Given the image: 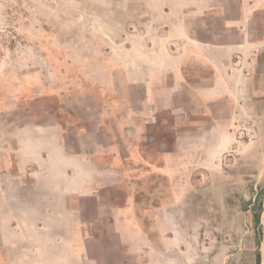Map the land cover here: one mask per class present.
Masks as SVG:
<instances>
[{
	"label": "rangeland",
	"instance_id": "obj_1",
	"mask_svg": "<svg viewBox=\"0 0 264 264\" xmlns=\"http://www.w3.org/2000/svg\"><path fill=\"white\" fill-rule=\"evenodd\" d=\"M215 1L212 10L220 7ZM114 5L124 9L130 1L0 0V264L37 248L36 241L49 234L53 241L72 237L78 248L94 250L99 264H264V42L233 57L227 74L207 85L211 96L201 106L203 98L194 104L193 98L179 97L186 110L173 126L180 145L164 147L169 158L164 154L162 161L151 160L154 147L143 148L149 160L142 154L129 161L121 146L108 156L109 130L118 136L124 122L116 121L113 129L103 114L98 118V107L114 98L85 96L84 141L80 145L67 134V165L53 182L63 191L34 192L42 182L28 175L39 170L22 164L24 138L17 128L42 122L44 108L57 106L58 93L52 91L50 99L45 80L51 79V88L60 78L74 85L76 69L84 81L92 77L87 66L92 51L108 52L101 47L108 34L96 16ZM223 8L236 6L224 3ZM260 18L264 34L263 14ZM212 20L218 29V19ZM116 35V47L123 49L124 36ZM134 89L135 108L145 112L141 87ZM122 90L128 87L118 81L115 93ZM118 98L121 105L130 100ZM7 106L17 109L7 112ZM163 121L171 128L168 114ZM164 139L171 142V134L165 132ZM81 151L83 178L75 170ZM39 159L47 163L51 157L42 153ZM75 186L80 192L64 191ZM37 221L63 225L49 228Z\"/></svg>",
	"mask_w": 264,
	"mask_h": 264
},
{
	"label": "crops",
	"instance_id": "obj_2",
	"mask_svg": "<svg viewBox=\"0 0 264 264\" xmlns=\"http://www.w3.org/2000/svg\"><path fill=\"white\" fill-rule=\"evenodd\" d=\"M128 1L130 5H125L124 9H117L114 5L111 9L99 11L96 16L102 32L108 34L107 42L101 45L107 46L108 52L99 56L100 53L92 51V62L87 63L93 72L92 77L86 75L89 79L85 78L84 81L82 71L76 69L77 80L74 85L69 82L67 84L65 78H60L54 88H51V79L45 80V87L48 83L50 86L48 97L52 99V91L58 93L57 106L44 108L42 122L22 123L17 128L24 138L21 140L20 150L22 164H32L39 170L37 175H28L42 182V186L38 187L29 183L28 187H34V192L63 191L62 187L53 182L63 176L64 164L67 165L63 161L66 154L63 146L67 134L78 140L80 145L84 141L82 132L85 96L93 99L114 98L111 105L110 100H107L104 107H98V118L103 114L101 119L113 129L116 121L124 122L118 127V136L109 130L106 144L109 146L108 156H113L115 147L121 146L129 161L139 160L142 154L149 160L143 148L154 147L157 155L150 157L151 160L162 161L166 154L164 147L180 145L178 130L173 126L175 120L178 122L180 113L186 110L181 107L179 97L193 98L194 104L196 97L203 98L197 104L201 106L206 97L211 96V89L207 85L213 80H221L227 74V66L233 57L251 50L255 47L254 44L264 42V34L259 26L262 24L261 14L264 16V0H217L220 6L217 10L211 8L215 0H125ZM132 1L140 3L131 5ZM224 3L236 8L224 9ZM105 17L107 21L99 22V19ZM213 17L218 19V25L215 24L218 29L215 30ZM251 19H255V27L250 26ZM117 33L124 36L121 38L123 49L116 47ZM100 81L103 82L102 88ZM118 81L127 86L128 90L119 91L117 95L115 91ZM136 86L141 87L142 105L145 104L146 107L142 113L135 108L138 97L132 100V91ZM117 97L130 100L121 105ZM69 99L71 100L68 102ZM95 102L96 105L100 104L98 100ZM100 108L104 113H99ZM16 109V106H7L6 111L13 113ZM165 114L172 120L171 128L163 123ZM139 121L140 125L135 124ZM146 121L150 124H145ZM101 128L106 129L105 126ZM165 132L171 134V142L164 139ZM92 145L98 144L92 139ZM42 153H47L53 163L51 164V160L42 162L39 159ZM83 155L84 152L81 151L76 152L75 156L76 175L81 178L85 176L83 166H80ZM166 156L168 159L169 154ZM53 177L57 179L53 181ZM64 191L80 192L78 186ZM41 224L49 228L63 225L60 221L36 223ZM52 237L51 234L40 237L36 241L37 248L21 254L17 260H6L4 264H99L96 260L99 255H95L94 250L78 248L79 243L75 244L76 240L72 237L61 240L60 243L53 241Z\"/></svg>",
	"mask_w": 264,
	"mask_h": 264
},
{
	"label": "trees",
	"instance_id": "obj_3",
	"mask_svg": "<svg viewBox=\"0 0 264 264\" xmlns=\"http://www.w3.org/2000/svg\"><path fill=\"white\" fill-rule=\"evenodd\" d=\"M258 261H259V255H257V263H258Z\"/></svg>",
	"mask_w": 264,
	"mask_h": 264
}]
</instances>
